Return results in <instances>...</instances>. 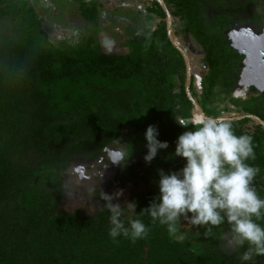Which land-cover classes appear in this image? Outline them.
<instances>
[{
	"label": "trees",
	"instance_id": "16d2710c",
	"mask_svg": "<svg viewBox=\"0 0 264 264\" xmlns=\"http://www.w3.org/2000/svg\"><path fill=\"white\" fill-rule=\"evenodd\" d=\"M73 1L84 29L70 41L60 34L57 43L30 0H0V264H245V248L233 245L226 223L192 247L140 212L158 194V171L184 166L171 156L185 131L174 119L191 120L195 113L203 120L184 88L185 60L168 38L159 1L190 63L191 98L209 118L244 117L226 122L237 135L252 137L256 159L248 163L260 168L254 187L264 198V127L252 118L264 122V90L241 87L246 69L257 76L264 70V0H141L153 4L143 13L158 21L150 39L110 43L101 32L85 33L109 5ZM228 107L237 113L224 117ZM149 125L169 147L146 164ZM113 140L131 149L122 166L103 158ZM73 161L93 183L88 192L100 206L93 216L57 209ZM128 185L136 190L132 220L148 228L135 243L108 234L106 196ZM257 223L264 226V217ZM247 264H264V257Z\"/></svg>",
	"mask_w": 264,
	"mask_h": 264
},
{
	"label": "clouds",
	"instance_id": "9594fccd",
	"mask_svg": "<svg viewBox=\"0 0 264 264\" xmlns=\"http://www.w3.org/2000/svg\"><path fill=\"white\" fill-rule=\"evenodd\" d=\"M174 120L178 126L189 129L178 136L171 154L181 158L184 166L174 172L158 171V194L140 213H146L153 223L167 226L173 234L185 223L208 226L206 231L226 223L233 245L245 248L242 262L247 264L255 257H264V226L257 223L264 217V198L254 187L260 168L248 163L256 159L252 137L237 135L231 123L218 119ZM158 135L153 125L144 132L146 164L156 158L158 150L169 147ZM127 145L113 140L105 146L102 151L108 164L124 165L131 153ZM128 206L135 211V201ZM109 208L112 214L108 234L113 240L123 235L135 243L147 236L148 228L141 219L125 226L119 205Z\"/></svg>",
	"mask_w": 264,
	"mask_h": 264
},
{
	"label": "rangeland",
	"instance_id": "374dc122",
	"mask_svg": "<svg viewBox=\"0 0 264 264\" xmlns=\"http://www.w3.org/2000/svg\"><path fill=\"white\" fill-rule=\"evenodd\" d=\"M98 1L109 5L101 10L105 17L99 21L100 23H98L96 27L94 24L85 27V33L95 35L97 31L101 32L102 35L106 37L105 42L107 43L115 41L120 42L135 35L147 41L150 39L158 21H155L153 19L154 16L151 14L143 13V8L144 6L153 5L152 3H145L141 0ZM30 2L41 14L44 25H46L51 32H54L52 36L57 43L61 41L62 37L60 34L64 33L66 36L62 39L70 41L75 38L72 33L81 30L83 27L79 25L81 24L78 20L79 7L77 8L73 0H30ZM251 62L253 66H256V59H253ZM255 71L256 70L250 71L246 69L241 87L246 89V85L253 84L256 86L259 93L264 90V70L257 71L259 76L256 75ZM254 75L256 77H254ZM199 82L200 76H196L195 85L197 87L199 86ZM245 93L244 90H240L239 95L245 98ZM236 113V109L228 107L227 112L223 114L224 117H227L235 115ZM193 115L190 121L199 119L195 113H193ZM184 130L187 131L189 129L184 128ZM71 166L73 168L70 167L68 170V173L71 174V176L67 178V182L69 183L68 190L63 193L62 201L57 209L59 212L68 214L78 212L81 216H93L96 214V211L100 209L98 203L93 200L88 192V188L91 187L93 183L90 184L85 180L88 172L83 165L73 161ZM135 191L132 189L131 185H128L125 188H112L106 196L105 204L107 208H109V205H119L121 209L120 218L123 223L131 221L134 216V210L129 207L128 204L131 202V196L134 195ZM207 227L208 226L193 227L185 223L177 233H172V235L180 242L191 243L190 245L195 247L206 240L208 234L206 231ZM181 236H183V239L180 238Z\"/></svg>",
	"mask_w": 264,
	"mask_h": 264
},
{
	"label": "water",
	"instance_id": "95a60500",
	"mask_svg": "<svg viewBox=\"0 0 264 264\" xmlns=\"http://www.w3.org/2000/svg\"><path fill=\"white\" fill-rule=\"evenodd\" d=\"M156 1V0H155ZM160 5H161V8H163V10L165 11L166 13V22H167V34H168V38L170 40V42L172 43V45L174 46V48L178 49L181 54L183 55L184 57V60H185V64H186V83H185V90H186V93L188 95V97L190 98L191 102L193 103V106L195 108V110L199 113V115L201 116L202 119H208L209 117H207L202 109L194 102V100L191 98V95L189 93V87H190V84H191V69H190V63H189V60H188V57L186 56L185 52L179 48V46L174 42L173 40V37H172V33H171V19H170V16H169V13L168 11L166 10V8H164L165 6L163 5L162 2H160ZM244 117L243 116H239L238 118L235 117V118H231V119H227V118H220L218 120H221V121H238V120H241L243 119ZM255 121H257L258 123L261 124V126L264 127V122H261L258 118L256 117H252ZM105 155V154H104ZM104 155H103V158H104Z\"/></svg>",
	"mask_w": 264,
	"mask_h": 264
}]
</instances>
